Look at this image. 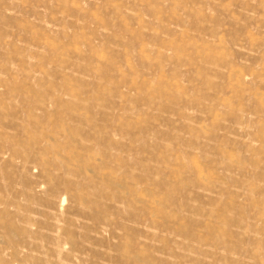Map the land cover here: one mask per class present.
Listing matches in <instances>:
<instances>
[{
    "label": "rangeland",
    "instance_id": "374dc122",
    "mask_svg": "<svg viewBox=\"0 0 264 264\" xmlns=\"http://www.w3.org/2000/svg\"><path fill=\"white\" fill-rule=\"evenodd\" d=\"M0 264H264V0H0Z\"/></svg>",
    "mask_w": 264,
    "mask_h": 264
}]
</instances>
